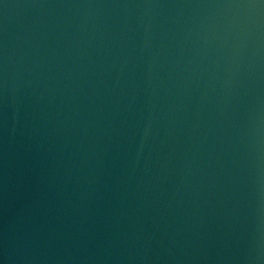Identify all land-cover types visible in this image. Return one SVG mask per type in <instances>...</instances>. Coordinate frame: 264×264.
Instances as JSON below:
<instances>
[{
    "label": "water",
    "instance_id": "95a60500",
    "mask_svg": "<svg viewBox=\"0 0 264 264\" xmlns=\"http://www.w3.org/2000/svg\"><path fill=\"white\" fill-rule=\"evenodd\" d=\"M0 264H264V0H0Z\"/></svg>",
    "mask_w": 264,
    "mask_h": 264
}]
</instances>
